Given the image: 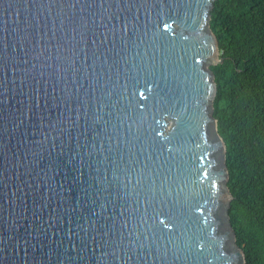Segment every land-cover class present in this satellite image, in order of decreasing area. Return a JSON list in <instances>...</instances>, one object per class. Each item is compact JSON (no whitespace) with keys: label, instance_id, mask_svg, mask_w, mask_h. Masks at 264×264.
Instances as JSON below:
<instances>
[{"label":"water","instance_id":"1","mask_svg":"<svg viewBox=\"0 0 264 264\" xmlns=\"http://www.w3.org/2000/svg\"><path fill=\"white\" fill-rule=\"evenodd\" d=\"M215 2L0 0V264H246Z\"/></svg>","mask_w":264,"mask_h":264},{"label":"trees","instance_id":"2","mask_svg":"<svg viewBox=\"0 0 264 264\" xmlns=\"http://www.w3.org/2000/svg\"><path fill=\"white\" fill-rule=\"evenodd\" d=\"M214 117L227 148L229 216L246 264H264V0H216Z\"/></svg>","mask_w":264,"mask_h":264}]
</instances>
